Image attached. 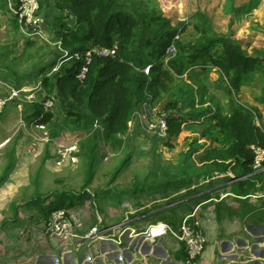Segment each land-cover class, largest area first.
I'll use <instances>...</instances> for the list:
<instances>
[{
	"label": "rangeland",
	"instance_id": "1",
	"mask_svg": "<svg viewBox=\"0 0 264 264\" xmlns=\"http://www.w3.org/2000/svg\"><path fill=\"white\" fill-rule=\"evenodd\" d=\"M19 1L0 0V96L10 94L11 88H8V83L32 87L42 82L44 73L49 72L51 64L57 61L60 54L55 21L57 0H40L42 8L38 16L43 18L45 37L31 36L28 29L23 30L19 27L11 9ZM144 1L149 3L150 7L161 10L174 22H180V38L191 39L196 35L194 24L197 21L200 23L199 14H202L208 16L215 32L228 35L233 40L238 36L242 37L243 46L248 53L264 57V4L257 11L246 15L247 8L236 13L233 9L247 5L250 3L249 0H168L167 7L162 0ZM243 18H248V21L239 26ZM214 68L208 66L204 70L199 67L192 69L197 74L188 78L191 83L186 85L197 83L199 88L196 90L195 99L198 101L201 99L200 93L205 90L203 87H207L210 82L221 90L218 91L219 97L222 94L226 96V81L219 75V71L218 74L213 71ZM215 78L219 83H215ZM40 88L31 94H20L0 114V264H39L42 255L52 250L57 253L55 243L44 236V224L48 215H42L38 206L31 204L36 195H48L44 199L48 202L47 205L56 201V198L50 199L51 202L47 201L51 195L48 192L60 195L57 203L64 201L61 197L67 195L66 199L69 200L64 201L66 205L63 207L75 220L90 217L98 224L123 219L131 221L130 219L136 216L162 209L161 205L165 202L157 201L166 197L168 192L161 191L159 185L175 180L178 177L177 172L184 166L191 167L190 172H200L199 166L194 164L195 161L199 162L198 155L188 158L186 151L193 147L192 142L195 141L196 134L192 136L182 134L174 139H153L140 129L136 121L131 120L129 132L122 137L123 143L112 145L107 136L105 140H100L92 180L86 185L89 177L88 164L86 150L82 148L80 142L85 137L84 132L73 123L66 122V109L63 103L57 100L52 108H44L52 111L53 122L39 123L32 114V103H39L49 97L42 85ZM227 95V103L217 100L215 104L219 109L222 108V112L229 113L231 110L229 91ZM52 96L59 99L55 92ZM239 99L249 105L264 104V77L256 74L244 86ZM163 105L161 102L155 108L161 111ZM261 121L262 123L264 121L262 114ZM209 122L205 120V124ZM53 123L59 124L62 128L57 130ZM42 125L44 127H41ZM199 127V124L191 123L185 128L190 133L198 131ZM54 130L58 131V134L52 136ZM74 143L79 146L78 163L58 166L60 148ZM107 149L112 153L109 160L105 159ZM125 157L129 159L119 170ZM200 165L201 170L206 172L208 168L202 163ZM223 182L224 179L218 182L211 180L209 184L218 187L223 185ZM196 183L197 192L208 191L209 186H201L205 182L196 180ZM135 187L138 190L134 191ZM172 189L174 188H170V193ZM223 201L225 205L230 203L233 207L236 202L227 199ZM193 208V204L191 208H183L182 214L189 210L193 213ZM169 212L160 215L168 216L167 223L170 225L184 216L177 215L175 208H171ZM205 212L209 215L213 212V207L211 209L207 207ZM204 214L203 217H206ZM235 218H238L234 220L235 223L233 221L227 226L233 227L234 231L244 226L239 216ZM253 222L250 219V223ZM149 223L144 221L129 227L142 231L152 224V221ZM172 226L178 230L177 226Z\"/></svg>",
	"mask_w": 264,
	"mask_h": 264
},
{
	"label": "trees",
	"instance_id": "2",
	"mask_svg": "<svg viewBox=\"0 0 264 264\" xmlns=\"http://www.w3.org/2000/svg\"><path fill=\"white\" fill-rule=\"evenodd\" d=\"M249 1L247 5L234 8L233 12L254 8L259 2ZM55 11L56 36L61 43L58 45L59 57L51 64L50 70L58 63H62V67L54 75H48V71L44 73L41 85L48 98L55 92L63 103L66 122L84 132L85 137L80 142L86 150L88 164L86 185L92 180L99 147L96 121L104 127L105 137L112 145L123 143L122 137L129 132L135 111L149 101L154 106L164 103L161 111L168 115L169 139L180 136L188 121L199 124V136L192 142L193 147L187 150V156L192 158L193 154H198L199 162L208 168L206 172L200 169L202 174L231 169L240 178L238 195L264 188V170L252 166V147L264 146V125L259 127L255 120L256 115L261 119V113L255 106L239 99L242 88L256 74L264 77V57L248 53L242 41L216 33L208 16L202 14H199L200 23L194 24L196 35L193 38L175 39L180 27L144 0H57ZM173 43L177 51L169 57L167 50ZM92 46H116L117 53L109 57L95 56L82 82L78 73L85 51ZM147 66H150L148 73L144 71ZM208 66L217 67L228 84L231 96L228 114L218 113L220 110L216 109L217 112L209 117L213 113L212 107L199 109L203 99L197 107L192 99L196 90L194 86L186 85L183 78L194 68L204 70ZM45 100L32 103V114L39 123L48 124L53 122L54 115L44 109ZM206 119L212 121L205 124ZM53 126L57 130L62 128L57 123ZM56 134V130L51 133L52 136ZM199 139L206 142L199 143ZM128 159H123L119 170ZM190 170L191 167L184 166L179 175L181 179H176L173 185L171 182L160 184V188L175 186L173 188L179 189L191 183L194 175H187ZM48 193L51 195L47 201L55 198L56 201H49L51 203L47 205L44 199L48 195H36L31 204L38 206L42 215L49 218L53 211L65 208L64 201L69 199H66L67 195L62 196L64 201L57 203L60 195Z\"/></svg>",
	"mask_w": 264,
	"mask_h": 264
},
{
	"label": "crops",
	"instance_id": "3",
	"mask_svg": "<svg viewBox=\"0 0 264 264\" xmlns=\"http://www.w3.org/2000/svg\"><path fill=\"white\" fill-rule=\"evenodd\" d=\"M259 2L260 3H258L254 8L246 9L247 10L246 15H250L254 12V10L257 11L258 9H260L263 6L264 2L262 0ZM162 3L165 4L167 7L168 6L167 3H169V1L162 0ZM244 13L246 12L244 11ZM245 21H248V18H243L239 26L243 25ZM172 23L180 27L179 25L180 22L176 23L172 20ZM235 40H240L243 42L244 39L238 36L237 39ZM215 68L213 69V71L215 72L219 71L217 67ZM218 73L219 72H217V74ZM195 74H197L195 70L188 71L183 76V78L187 83L190 84L191 81H189L188 78H191ZM219 75L222 76L221 73H219ZM215 83L216 84L219 83L218 79L215 81ZM196 84L197 83L191 85L194 86L195 90L199 88V86ZM226 85H227L226 96L222 94L221 97H219L218 95V91L221 90H219L217 85H214L210 82L207 87H203V89L205 90L204 91L202 90V92L200 93L201 94L200 100L203 99L204 102L202 104V107L199 109H206L212 107L211 111H213V113H211L209 117H212L216 109H219L215 104V101L220 100L224 103L228 102L227 93L229 91V88L227 82ZM22 86H17V85H13L12 83L11 84L8 83V88H11L9 92L14 90L15 88ZM243 89L244 87L242 88V91ZM195 97H197L196 91L193 98L192 95L190 96V98L195 99ZM212 98L214 99V101L211 100ZM55 100L61 102L60 99L55 98ZM200 100L198 101L197 99H195V101L197 102L196 104L197 107L200 105ZM251 105L255 106L257 104L254 105L251 103ZM255 107L258 108V110H260L262 114V118L264 120V104L261 105L258 104ZM220 109L218 113L220 112L223 114H228V111L222 112V108ZM207 121L211 122L212 120L208 119ZM191 123L192 121H188V124ZM182 134H184V136H192L194 134H196V137L199 136V133L197 131H192L189 133L187 132L186 128L182 132ZM199 141H201V143L206 142L205 139H199ZM6 143H8V141ZM194 155H198V154H193V156ZM194 164L195 166H199L198 170L201 169L200 162L195 161ZM190 171H188L187 175L189 176L194 175V180L191 183L179 189H175V188L172 189L171 190L172 193L169 192L171 187L162 188L161 191L168 192L167 194L168 196L166 195V197H164L163 199L157 202L158 203L165 202L163 203V205H161L162 209L158 210V211H164L162 215L167 212L170 213L169 210L171 208L172 209L175 208L177 210V215L185 216L186 214H189L191 212L189 210L188 212L186 213L183 212L184 214H182L183 208L184 209L191 208L193 204L194 206V208L192 209L193 213H195L197 217L204 219L202 221V228L206 235L207 241H206L205 251L200 257L199 263L200 264H264L263 201L255 202L248 198L244 199L237 197L236 195L238 194L236 189H238V181H240V178H237L231 169L225 172H212V173H203V174L201 173L202 171L201 172L198 171V173L201 174L198 179H196V177L199 174H197L196 171H195L196 174ZM177 173L178 174L176 176L178 177L176 179H181L179 175H181L182 170H179ZM176 179L169 180L168 182H171V185H173L172 183L176 181ZM223 179L225 180V182H223L222 183L223 185L221 186L217 187V186H211L209 184L211 180L218 182L219 180H223ZM196 180H201L202 183L205 181V184H202L201 186H209L208 191L197 192L198 187ZM194 184L195 187H193ZM236 185L237 187H235ZM177 195L178 197H175ZM191 196H193V198H191ZM215 197H217V199H215ZM225 199H227V201L228 200L236 201L234 207L231 206L230 203H227L225 205L223 201ZM213 202L216 203L214 204ZM207 207L210 209L213 207V212L210 213L209 215H206L205 212ZM153 212L155 213L157 211H153ZM153 212L150 211L148 214H151ZM203 214L206 215V217H203ZM162 215L145 214V215L136 216L133 219H130L131 221L129 220L123 221L124 220L123 219L122 221L115 220L106 224L103 223L105 224L104 226L103 224H98L96 221H94V219H91L90 217H82L79 220H77L76 224L79 230L86 231L87 229L91 228L93 225H99L101 227L103 226L106 228V227L115 226L117 225L118 222L119 223L127 222L125 224L128 226H136L137 223L139 222L143 223L144 221H147L148 223L149 222L151 223V221L152 223L158 221L167 222L168 216L166 215L162 216ZM238 216L240 217V220L242 221V224H244V226L239 227L236 231H234V228L231 226L227 227L234 220L236 221L238 218L234 219V217H238ZM182 218H179L177 221L174 222V224H172L171 222L170 223L174 226H177L178 223L181 222ZM250 219H252V221L254 222L250 223ZM210 223L213 225H211ZM122 240L123 241L121 243L117 241V238L116 240H97L91 244L89 249H85L81 251L73 250L68 254L65 253L60 246L59 247L56 246L57 253H54V251L52 250L50 251V253H47L44 256L42 255L39 264H58L59 260L61 261V264H184L185 263V259H186V252L184 249L185 244L172 235H166L165 237L158 240L157 243H151L149 241H145L142 237L141 238L131 237L129 235V231L127 230L126 234L122 236Z\"/></svg>",
	"mask_w": 264,
	"mask_h": 264
},
{
	"label": "built area",
	"instance_id": "4",
	"mask_svg": "<svg viewBox=\"0 0 264 264\" xmlns=\"http://www.w3.org/2000/svg\"><path fill=\"white\" fill-rule=\"evenodd\" d=\"M11 9L18 20L20 28L23 30L28 29V34L31 36L45 37L43 18L38 16L39 12H41L40 0H20L18 4H16L15 7H11ZM180 36L181 29L175 39H180ZM60 43L61 41L58 40L57 44L59 46ZM176 51V45L173 43L168 47L167 53L169 57H171L176 53ZM116 53V46L111 48L99 46L90 47L83 55V65L79 70L78 79L82 82L86 79L89 67L95 56L109 57L115 56ZM61 67L62 63L56 64L48 72V75H53ZM149 69L150 66H147L144 71L148 73ZM41 83L42 82L32 87H18L12 90V92H9L10 94L7 96H0V114L3 113L8 104L15 100L20 94H31L33 91L38 90V88L41 87ZM54 104L55 97L53 96L47 98L44 102L46 109L52 108ZM255 120L259 127L263 126L261 119L257 115ZM132 121H136L138 125H140V129L150 138H169L167 113L157 110L149 101L142 103L140 108L135 111ZM41 127H44V125ZM95 129L99 135V142H101L100 140L102 139L105 140L104 127L98 121L95 123ZM252 149L254 152L253 168L256 170H264V146L254 145ZM78 152L79 146L77 143L61 147L57 165H76L79 161L77 156ZM111 156L112 153L107 149L105 159L109 160ZM193 187H195V184ZM236 196L244 199L248 198L255 202L264 201V188L261 191H253L247 195ZM76 222L77 220L73 218V215H69L65 208L55 210L44 224V236L49 237L56 246H60L63 251L68 254L73 250L81 251L89 249L91 244L97 240H116L117 238V241L121 243L123 241L122 236L126 234L127 230L129 231V235L131 237H142L145 241H149L151 243H157L158 240L166 235H172L185 244L186 259L184 264H200L199 259L206 248L207 239L202 228V221L195 215V213L186 214L182 218L178 230L167 222L158 221L148 225L142 231L129 227L125 224L127 222L119 223L115 226L106 228L99 225H93L86 231H81L78 229ZM118 228L122 230L119 231Z\"/></svg>",
	"mask_w": 264,
	"mask_h": 264
}]
</instances>
